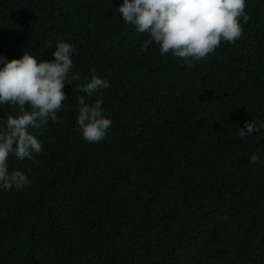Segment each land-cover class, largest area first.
Listing matches in <instances>:
<instances>
[{
	"label": "trees",
	"instance_id": "1",
	"mask_svg": "<svg viewBox=\"0 0 264 264\" xmlns=\"http://www.w3.org/2000/svg\"><path fill=\"white\" fill-rule=\"evenodd\" d=\"M123 0H0V56L52 59L70 42L79 81L38 135L35 161L9 157L23 187L0 188V264H264V0L242 36L188 68L125 24ZM110 87L88 97L92 74ZM103 101V140L78 129L79 97ZM0 106V120L16 116ZM258 153L260 161L250 162Z\"/></svg>",
	"mask_w": 264,
	"mask_h": 264
},
{
	"label": "clouds",
	"instance_id": "2",
	"mask_svg": "<svg viewBox=\"0 0 264 264\" xmlns=\"http://www.w3.org/2000/svg\"><path fill=\"white\" fill-rule=\"evenodd\" d=\"M245 7L246 0H123L116 11L125 24L148 35L144 49L154 42L161 55L171 52L191 68L194 61L207 58L222 41L235 43L242 36L239 18L247 21ZM53 48L52 59L38 60L25 50L19 58L0 56V106L10 103L18 109L16 116L0 120V188L4 190L29 182L23 172L9 171V157L36 162L43 145L30 129H42L49 120L59 121L57 113L68 99L63 91L65 84L80 80L79 73L73 71V45L64 40L49 41L48 49ZM78 87L91 97L109 88L110 83L93 73ZM102 105V100L89 103L85 96L79 97L76 124L87 142L103 140L112 125ZM262 129L264 122H246L237 131L243 138ZM259 161L258 153L251 155L252 164Z\"/></svg>",
	"mask_w": 264,
	"mask_h": 264
}]
</instances>
